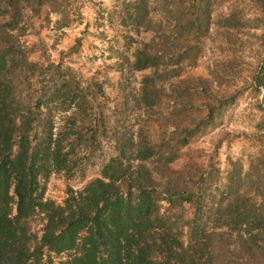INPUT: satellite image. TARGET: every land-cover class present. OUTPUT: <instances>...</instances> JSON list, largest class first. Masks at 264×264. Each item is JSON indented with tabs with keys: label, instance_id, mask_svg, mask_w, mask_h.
I'll return each mask as SVG.
<instances>
[{
	"label": "rangeland",
	"instance_id": "rangeland-1",
	"mask_svg": "<svg viewBox=\"0 0 264 264\" xmlns=\"http://www.w3.org/2000/svg\"><path fill=\"white\" fill-rule=\"evenodd\" d=\"M139 1L57 0L33 10L20 3L14 34L29 60L49 66L57 83L74 74L86 95L84 119L65 146L69 169L41 181L45 200L63 205L71 189L101 178L112 159L152 151L143 164L157 172L162 214L185 245L193 239L199 246L196 263L264 264V0H194V7L190 0H148L146 10ZM8 12L3 1L0 33ZM183 14L202 32L192 41L193 66H185V26L175 20ZM150 26L161 32H147ZM153 40L163 45L164 62L150 105L142 81L153 71L132 64L141 43ZM71 114L52 113L54 134ZM44 134L34 131L37 144ZM29 223L40 240L43 216ZM67 261L45 251L42 264Z\"/></svg>",
	"mask_w": 264,
	"mask_h": 264
},
{
	"label": "trees",
	"instance_id": "trees-1",
	"mask_svg": "<svg viewBox=\"0 0 264 264\" xmlns=\"http://www.w3.org/2000/svg\"><path fill=\"white\" fill-rule=\"evenodd\" d=\"M3 1L8 2L10 22L0 33V264H42L45 251L67 255L66 264H197L194 253L199 246L193 239L185 245L172 219L162 214L157 172L143 164L153 157L152 151L112 159L101 178L82 191L71 189L63 205L45 200L41 181L51 171L69 169L65 146L84 119L85 90L72 73L62 83L54 81L49 77L51 68L32 63L20 36L14 34L20 3L33 10L52 8L57 0H0V8ZM166 1L174 0L156 2ZM190 4L194 7V0ZM137 5L146 10L149 1ZM175 20L185 26V66H193L189 54L201 29L188 15ZM146 31L157 36L161 29L150 26ZM156 40L141 43L132 64L136 71H153L142 81V97L150 105L163 82V45ZM171 72L174 77L180 73ZM54 112L72 113L61 119L56 134ZM37 128L45 131L40 144L34 135ZM173 191H167L170 205ZM261 214L264 220V211ZM36 215L44 221L40 240L29 223Z\"/></svg>",
	"mask_w": 264,
	"mask_h": 264
}]
</instances>
